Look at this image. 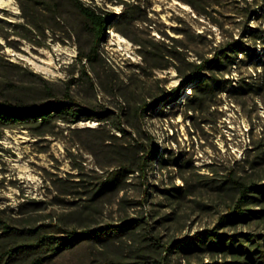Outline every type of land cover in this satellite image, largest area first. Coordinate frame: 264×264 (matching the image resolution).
<instances>
[{
  "label": "rangeland",
  "instance_id": "1",
  "mask_svg": "<svg viewBox=\"0 0 264 264\" xmlns=\"http://www.w3.org/2000/svg\"><path fill=\"white\" fill-rule=\"evenodd\" d=\"M84 2L114 20L92 60L81 62L93 33L70 0H61L56 20L35 8L31 40L12 24L32 2L0 0V97L69 94L84 109L77 122L58 118L42 134L38 123L0 129L1 217L19 228L47 225L55 235L114 231L106 244L82 240L46 253L42 264H256L264 196L242 205V219L226 215L237 201L235 181L264 183V0H249L247 10L245 0H221L210 19L182 0ZM239 37L248 48L216 72L221 90L191 97L193 81L168 94L182 80L178 69ZM120 164L136 169L115 189L105 183Z\"/></svg>",
  "mask_w": 264,
  "mask_h": 264
},
{
  "label": "trees",
  "instance_id": "2",
  "mask_svg": "<svg viewBox=\"0 0 264 264\" xmlns=\"http://www.w3.org/2000/svg\"><path fill=\"white\" fill-rule=\"evenodd\" d=\"M33 5L29 10L24 9L22 23H14L13 27H19L24 32L14 31L18 36L27 40H31L33 35L38 34V18L36 15L37 7L46 11L52 20L59 18V8L61 0H29ZM75 9L88 21L90 24L93 41L90 47L91 53L78 52L77 59L79 61L92 60L95 51L102 38L104 37L106 28L112 24L114 20V13L107 10H98L96 7L91 6L84 2V0H70ZM187 2L198 14H202L207 18H212L213 12L216 11V6L222 4L221 0H182ZM247 10L252 2L245 0ZM216 22V21H215ZM242 35L241 37H243ZM256 38V37H255ZM248 48L246 40L243 38H232L230 41L225 42L211 57H202L198 62H189V67L182 73L180 69L182 80L180 83L173 87L168 94L178 95L180 91L184 90L193 81L191 87V97L199 96L204 98L213 92L215 88L220 89L221 81L215 76L216 72H223L229 64H233L237 55L245 52ZM46 92H52L50 87H44ZM53 99L42 101H30L28 99L17 98L9 99L0 97V129L11 128L15 126L27 127L30 123H38L43 125L39 134L50 132L47 129L48 124L57 120L58 118H69L70 122H77L79 116L84 113V109L72 103V97L69 94L61 98H55V95L50 94ZM157 101L144 103L141 106L143 111L154 107ZM133 124V123H132ZM135 127V125H132ZM118 130L122 133L126 129L119 125ZM133 132H139L135 129ZM135 153L138 154L143 151L142 143L136 139ZM150 158L157 155L156 150H150ZM147 160H142L139 170L144 173ZM136 168L129 167L128 164H120L118 167L111 171L107 179L109 187L115 189H122L121 182L125 177L134 172ZM235 192L237 201L233 207L230 208L226 217L232 222L245 217L242 205L249 201L256 200L257 195L264 196V183H246L243 181H235ZM122 200V199H121ZM139 219H132L128 222H138ZM47 225L38 226L36 228H19L11 224L8 220L0 215V264H42L46 253H58L67 248H71L82 240L98 239L104 244L110 240L111 234L114 231L98 232L97 229L76 230L65 229L63 235H55L48 232L44 227ZM226 246V245H225ZM235 256L240 258H248L247 248L241 249L240 247H231ZM240 248V249H239ZM264 255L253 257V261L257 264L260 258ZM251 258V257H250Z\"/></svg>",
  "mask_w": 264,
  "mask_h": 264
}]
</instances>
